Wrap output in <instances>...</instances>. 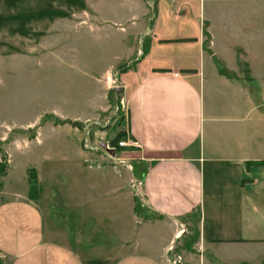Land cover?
I'll return each instance as SVG.
<instances>
[{
	"label": "crops",
	"instance_id": "0c3cea01",
	"mask_svg": "<svg viewBox=\"0 0 264 264\" xmlns=\"http://www.w3.org/2000/svg\"><path fill=\"white\" fill-rule=\"evenodd\" d=\"M157 1L153 19L116 27L130 64L116 76L127 146L114 157L130 168L64 139L70 163L33 197L29 182L1 184L0 264H264V74L238 63L264 51L227 48L194 0Z\"/></svg>",
	"mask_w": 264,
	"mask_h": 264
},
{
	"label": "rangeland",
	"instance_id": "374dc122",
	"mask_svg": "<svg viewBox=\"0 0 264 264\" xmlns=\"http://www.w3.org/2000/svg\"><path fill=\"white\" fill-rule=\"evenodd\" d=\"M155 1L0 0V163L12 166L0 178L5 190L27 187L33 171L40 185L48 183L47 172L66 167L62 157L74 155L64 139L74 151H102L100 143L111 147L124 131L116 76L130 63L127 51L121 55L127 34L116 27L128 30L130 18L142 13L153 19ZM193 4L220 27L217 37L227 48L264 51V0ZM156 6L164 11L170 4L158 0ZM233 38L242 45H232ZM238 63L246 73L264 74L263 61ZM33 136L40 138L28 142Z\"/></svg>",
	"mask_w": 264,
	"mask_h": 264
},
{
	"label": "built area",
	"instance_id": "2783aa9c",
	"mask_svg": "<svg viewBox=\"0 0 264 264\" xmlns=\"http://www.w3.org/2000/svg\"><path fill=\"white\" fill-rule=\"evenodd\" d=\"M87 134H88V133L86 132V135H87ZM96 145H97V144H95V147H96ZM106 145H107V144H106ZM126 146H127V144L124 143V142H122V141L117 142L116 145H114V146L112 145L111 147L107 145V147H108L109 149L114 150V154H116L117 150H120L121 148H125ZM94 149H97V147L94 148ZM111 158H112V160H113L114 162L117 161V162H119V163H121V164L127 165V167L130 168L129 162H128L127 160H123V161H121V160L115 158L114 155H113ZM130 187H131V189L133 190V193L135 194L136 197H140V196H141V193H140L141 182H140V181H137V180L131 179V181H130ZM173 251H174V246H173V244L171 243V244L166 248V254H168V253H173ZM166 264H184V263H183L182 258H181L179 255L173 254L171 257L166 258Z\"/></svg>",
	"mask_w": 264,
	"mask_h": 264
},
{
	"label": "trees",
	"instance_id": "16d2710c",
	"mask_svg": "<svg viewBox=\"0 0 264 264\" xmlns=\"http://www.w3.org/2000/svg\"><path fill=\"white\" fill-rule=\"evenodd\" d=\"M75 125V124H73ZM124 135V133H120L118 134L112 141L111 144L114 146L117 144V142L120 141L121 137ZM4 157V156H2ZM7 172V165L4 164V162L0 163V178L5 176ZM28 182H29V186H30V196L33 197L39 190L38 184H37V179L35 174L33 173V175H29L28 177ZM1 186V184H0Z\"/></svg>",
	"mask_w": 264,
	"mask_h": 264
},
{
	"label": "water",
	"instance_id": "95a60500",
	"mask_svg": "<svg viewBox=\"0 0 264 264\" xmlns=\"http://www.w3.org/2000/svg\"><path fill=\"white\" fill-rule=\"evenodd\" d=\"M100 147L105 151V152H107L108 154H110V155H114V150H112V149H109L108 147H107V145H106V143H100Z\"/></svg>",
	"mask_w": 264,
	"mask_h": 264
}]
</instances>
